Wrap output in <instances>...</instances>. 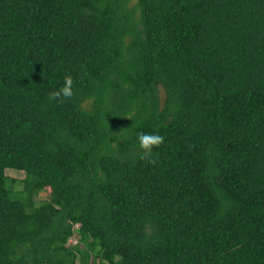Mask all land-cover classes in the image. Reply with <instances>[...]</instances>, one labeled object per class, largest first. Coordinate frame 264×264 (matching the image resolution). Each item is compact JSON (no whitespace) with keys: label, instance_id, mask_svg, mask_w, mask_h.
Listing matches in <instances>:
<instances>
[{"label":"trees","instance_id":"1","mask_svg":"<svg viewBox=\"0 0 264 264\" xmlns=\"http://www.w3.org/2000/svg\"><path fill=\"white\" fill-rule=\"evenodd\" d=\"M0 264H264V0H0Z\"/></svg>","mask_w":264,"mask_h":264},{"label":"clouds","instance_id":"2","mask_svg":"<svg viewBox=\"0 0 264 264\" xmlns=\"http://www.w3.org/2000/svg\"><path fill=\"white\" fill-rule=\"evenodd\" d=\"M73 83L74 81L71 75L65 76L63 87L50 93L49 100L57 101L58 103H64L66 100H71L75 95ZM164 140L165 137L160 134H138L139 148L141 149L140 159L147 160L148 163L154 165L156 160L151 159L153 149H158L161 145H163Z\"/></svg>","mask_w":264,"mask_h":264},{"label":"rangeland","instance_id":"3","mask_svg":"<svg viewBox=\"0 0 264 264\" xmlns=\"http://www.w3.org/2000/svg\"><path fill=\"white\" fill-rule=\"evenodd\" d=\"M163 89L160 87L159 89V96H160V99L162 100L163 99ZM6 173L12 177L15 178L16 182L20 185L21 184V181H22V178L24 176V172L21 171V170H16V169H11V168H8L6 169ZM45 196V194H39L37 196V198H43ZM75 237L72 236L70 237V240L69 241H74Z\"/></svg>","mask_w":264,"mask_h":264}]
</instances>
